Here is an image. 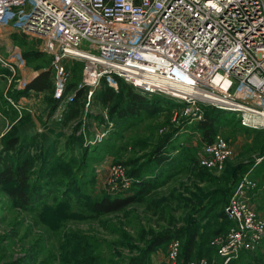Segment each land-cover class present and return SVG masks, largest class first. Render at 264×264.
<instances>
[{
  "label": "rangeland",
  "instance_id": "rangeland-1",
  "mask_svg": "<svg viewBox=\"0 0 264 264\" xmlns=\"http://www.w3.org/2000/svg\"><path fill=\"white\" fill-rule=\"evenodd\" d=\"M8 40L20 47L24 60L13 71L0 66V155L13 163L31 161L36 198L17 206L0 186V264H130L158 234L193 230L196 253L214 258L212 241L230 226L221 216L228 189L246 173L258 183L264 176V127H243L236 113L221 110L218 133L230 140L233 155L222 167L209 169L197 160L201 135L196 121L187 120L182 104L168 96L132 88L153 108L120 118L89 95L96 87L85 85L83 108L66 123L62 115L74 91L65 92V86L53 105L41 93L27 110V98L19 100L12 87L16 79L27 81L48 68L51 57L25 58L28 47L38 50L36 42L16 32L0 38L4 57ZM79 48L90 50L89 42L83 40ZM65 65L67 82L80 84L84 62L68 59ZM9 141L19 142V151L9 152ZM164 145L172 171L151 162ZM115 164L123 165L128 176L140 168V179L130 176L135 181L126 193L111 189ZM140 180L152 184L141 201L106 214L92 210L105 196L132 195ZM252 202L264 216V188L255 191ZM166 249L136 264H161L157 254L165 261ZM230 264H264V254L240 255Z\"/></svg>",
  "mask_w": 264,
  "mask_h": 264
},
{
  "label": "built area",
  "instance_id": "built-area-1",
  "mask_svg": "<svg viewBox=\"0 0 264 264\" xmlns=\"http://www.w3.org/2000/svg\"><path fill=\"white\" fill-rule=\"evenodd\" d=\"M6 32L35 41L51 57L56 99L67 82L65 61L80 59L79 86L95 88L104 79L117 89V76L181 103L189 121L212 106L236 113L243 127H264V0H0V38ZM83 40L92 51L79 48ZM4 46L0 66L13 71L24 60L20 47L9 40ZM37 74L16 79L12 90H24ZM39 94L29 91L19 100L27 98L28 110ZM232 155L230 140L218 133L201 142L197 160L212 169ZM111 170V189L128 192L133 177L120 164ZM259 187L264 176L259 183L247 173L240 177L223 208L230 226L212 241L214 258L186 264H230L263 249L264 216L252 203ZM180 249L178 239L170 240L162 264H176Z\"/></svg>",
  "mask_w": 264,
  "mask_h": 264
},
{
  "label": "trees",
  "instance_id": "trees-1",
  "mask_svg": "<svg viewBox=\"0 0 264 264\" xmlns=\"http://www.w3.org/2000/svg\"><path fill=\"white\" fill-rule=\"evenodd\" d=\"M40 55H45V53L35 50L32 47H28V50L23 53L25 58ZM114 79L117 83V89H114L104 79H102L99 86H97L91 93L92 98L97 104L103 107H108L112 113H116V115L120 118H125L131 115L136 116L140 111L147 109L151 110L153 108L151 102L142 95L135 93L130 84L126 83L117 76H115ZM78 85L79 84L75 81L66 82L65 92L68 93L73 90L74 94L71 101L66 104V108L62 115L63 122L67 123L68 121L78 117L86 101L88 89L85 85ZM29 91L44 93L45 96L49 97L52 105L56 102V99L53 97V75L51 65H49L48 68L40 70L38 74L29 81L24 90H14L12 91V94L17 95L18 97L27 96ZM221 112L222 111L220 109L212 106H205L203 108V115L201 119L197 120L195 123V128L201 135V142H211L214 136L218 134V120ZM10 143L11 141L7 143V150L9 152H17V149L19 151V148H17V144L19 142H15L13 145ZM28 143L29 142H27V145ZM165 147L166 146L164 145L155 151L151 162L155 165V167L172 171L174 166L167 167V164L165 163L168 162V160H171L170 157L166 160ZM187 158L191 157L187 156ZM129 173L130 176L137 178L140 176V168H135ZM31 175L32 163L28 159L18 160V162L13 163L7 160L6 157L0 155V186L4 188L5 193L14 205L18 206L29 204L34 196L36 198V195L33 193L36 190V187L31 184ZM235 184L236 183L232 184L228 189L222 206L221 216H224L226 220L228 219L223 208L226 205L228 197ZM151 185L152 184L147 180H140L138 183H135L132 188V190L135 191H133L134 193L132 195L117 196L113 198L105 196L101 200L92 204V210L98 214H106L121 210L131 203L141 201L142 196L150 190ZM228 222L230 223L229 220ZM220 232L221 231H216V234H219ZM172 239H178L181 242V249L177 259L178 264H186L190 259L204 257L203 255H200L199 252L196 253L197 232L195 230L184 231L182 233H172L167 231L155 236V238L146 246V249L142 253L141 257L132 258L130 264L139 263L147 255L153 254L160 248H165L168 242ZM214 253L215 250L213 251V255ZM205 258L212 259V257L210 258L208 256Z\"/></svg>",
  "mask_w": 264,
  "mask_h": 264
},
{
  "label": "crops",
  "instance_id": "crops-1",
  "mask_svg": "<svg viewBox=\"0 0 264 264\" xmlns=\"http://www.w3.org/2000/svg\"><path fill=\"white\" fill-rule=\"evenodd\" d=\"M41 94V93H40ZM19 97H22V96H19ZM253 203V202H252ZM254 204V203H253ZM255 206V205H254ZM263 252H264V243H263V249H261V250H259L258 251V253H262L263 254ZM159 254H157V261H158V263H160L161 262V264L163 263V257H162V255H160V256H158ZM242 255H247L248 257L249 256H252L253 254L252 253H242L241 254V256Z\"/></svg>",
  "mask_w": 264,
  "mask_h": 264
}]
</instances>
